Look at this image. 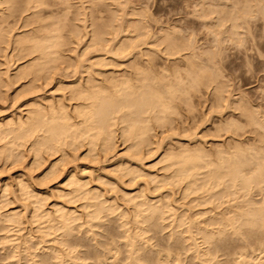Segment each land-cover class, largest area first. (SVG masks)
Segmentation results:
<instances>
[{
    "label": "rangeland",
    "instance_id": "1",
    "mask_svg": "<svg viewBox=\"0 0 264 264\" xmlns=\"http://www.w3.org/2000/svg\"><path fill=\"white\" fill-rule=\"evenodd\" d=\"M44 3H40L41 5L39 4V6L32 5L28 9L24 8L26 6L24 0L14 2L12 7L10 5V7H7L11 3L7 5L0 3V6H3L5 9L4 13L10 14L8 18L9 20L11 18L12 21L10 20V22L13 23H10V25H13V28L11 26L13 32L8 27L4 31L6 35L9 30L7 34H10V37L9 35L7 36L11 39L8 38L10 43L7 41V43L3 44L4 40L0 41V49L2 50L3 46L5 52L0 51V69L6 68L4 61L8 56L9 72L17 74L14 78L15 82L13 83L15 84L12 85L13 87L11 86L10 89L6 88L9 90L5 89L6 86L4 88L0 86V120H5L11 116L15 120L19 117L26 119L28 114L33 113L30 110L34 108L33 104L35 103L36 106V102H40L43 106L45 104V110H49V112L46 111L48 112L46 116H50L51 108L48 109V107H51L52 104V107L55 106L54 109L56 108L57 110L59 107H64L68 112L67 115L71 117L70 120L73 119L71 120L72 126L76 127V104L78 102L83 103V101L84 103L88 102L85 98L76 97L77 84L84 83V86L94 85L93 88H97L107 82L104 86H109L110 81L114 77L120 76V74H126L128 77L132 76L131 80L136 81L135 84L140 82L139 80L142 78L140 75L146 73L150 74L151 77L158 75L160 76L159 79L163 77L165 82H169L168 80L172 82L171 80L176 78L179 80L178 82L182 81V84L187 81L186 85L188 89L186 93L182 89V91L180 90L181 92L177 89L173 93L174 96H171L170 101V103L172 102L171 108L163 112L166 115V119L160 113L161 118H163V124L162 120L159 122L156 119L154 120L152 116L151 119L149 118L151 120L149 125L152 126L146 128L148 132V134L146 132V135L149 137L147 138L148 144L146 139L140 138L138 143L140 142L142 145L138 144L137 147L140 148V151L139 149H134V146H132L133 149L129 148L128 145L131 146V141H133H130L129 135L125 138L126 135L122 136L120 134L123 125V122L119 124L118 119L120 120V117L114 118L116 120L112 124L113 128L115 126V129L112 130V134L108 138L109 140L104 135H97L98 138L96 136L92 141L91 138L89 140L90 136L88 137L87 135L86 137L83 134L84 137L79 134L77 141L76 134L74 136V134L70 133V136L62 135V138L59 137L60 140L58 138L57 140L51 139V142H54V144L41 145L35 150V147L33 148V145H31L34 135H30V137H27L29 139L21 138L19 144H17V149L15 148L17 152L14 151L15 154L17 153L16 155L9 157L6 155L5 149V151L1 150L0 206H3L0 208V212L17 210L21 216V224L19 223L21 227L19 228L16 225L15 228V225H9L12 228L8 231L7 228L0 230L1 236L11 233L10 238L13 239L14 245L18 244V242L20 243L18 246H15V250L17 249L15 255L10 259L0 260V264H132L133 255L136 258V260H133V262L135 261L133 264H157V262L158 264H227L226 259L230 260V258L235 256V254L231 253L232 255H229L228 253L229 256L227 257L226 253L233 245V242L235 244L240 243L242 248L241 245L240 247L238 246L239 250L245 249L247 251L242 252L247 253L249 251L248 248H252L253 244L247 241L244 234H237L232 232V230H224V233L218 234L214 232L216 230H213L210 237L211 240H208L203 235L205 230L203 231L201 228L212 226L213 224H208L212 218H218L223 214H230V212L228 213L230 210L229 206H231V209L233 208L232 206L236 208V202H242L243 206L237 203V208L240 210V208H245L246 204L243 201L247 199L259 201L262 192L254 186L251 191L249 189L246 192L244 191L245 189H240L234 197L232 194H229L220 198V192L217 190L220 187L218 186L214 187L215 190H209L212 193L218 192H215L213 195L211 193L210 196L206 185L204 187L201 186V179L200 183L199 180L195 182V190L193 186L192 188L187 187L186 182H188L187 178L190 179V175H188L189 177L184 176L183 178L185 179L181 177L182 180L179 177L176 178L178 160L175 158L177 157L174 156L169 162L162 155L168 153L173 156V153L175 155L177 151L176 155L181 150L199 149L206 154H208L209 150L211 154L206 158H211L214 155H218V147H224L223 149L228 151L229 149L232 150L235 146L244 148L247 151L248 147V151L251 152L252 148L254 149L257 145L258 140V144L264 142L263 127H258L255 123L252 124L246 117L247 115L241 112V109L246 108V106L250 108L249 110L256 108L257 110L260 109V111L264 110V7L262 6L264 5V0H46ZM255 3L258 5H255ZM230 10L229 14L226 13ZM246 13L247 15H245ZM251 13L253 16H251ZM39 15L43 20L39 18ZM221 16L220 20L219 17ZM234 16H236L239 25V27L237 26V32L240 31L241 36L239 34L236 35L234 33L236 29L234 30L230 26ZM39 23L41 27H39ZM43 23L44 25L46 23V26H43ZM240 23L242 27H240ZM3 24L5 23H2V26ZM76 24L77 30L78 27L81 30H78V33L75 31ZM96 24L101 27V30L104 29L103 25L107 26L109 24V26H107V30H105V26L104 33V30L102 31L104 38L101 36L102 40H98V42H101V45L100 42H97V46L93 47L96 43H91V36L94 34L92 28ZM99 26L98 28H100ZM45 30L50 34L56 33L55 38H53L55 40L52 42L53 46L50 47L54 49L52 51L54 54L51 52L49 55H52V58L48 56L49 59L45 60V64L48 60L47 66H40L35 63L38 51L33 50L29 53V51L26 52L25 50L24 53L22 50L23 53H19L18 48L20 44H16V42H24L21 41L22 39L24 40V31L31 34L29 37L33 39L32 37L38 34V32V36L48 35L45 33ZM53 31L56 32L53 33ZM22 32L23 34L20 36ZM40 32L44 34L42 35ZM15 34L18 36L15 37ZM164 34L167 37H171V39L167 38ZM159 36L163 38L161 39ZM16 38H20V41H15ZM12 41L15 46L12 45ZM125 42H131L133 49L128 48L120 52L119 47L120 45H127ZM171 43H175L174 47ZM6 45L8 46L6 47ZM168 47L169 49H167ZM50 48H48L49 51H51ZM11 52L13 53L11 54ZM16 54L19 58L16 57ZM9 55L11 56L9 57ZM24 62L26 64L30 63L31 70L36 72L30 71L31 73H26L28 76L25 75V78H21L23 75L20 74L21 77H19L16 70ZM189 70L192 71L191 74L194 75L195 81L199 82V84L198 82L196 83L197 85L194 81V84L191 82V85L193 84L196 88L193 85L190 87V79L189 77H185L186 71ZM208 70L211 71L210 76L207 75L210 73ZM32 74L35 75L32 77ZM112 76L114 77L112 78ZM213 78L216 79L213 81ZM27 79L30 80L28 81ZM202 79H204V82ZM206 79L207 81L205 82ZM92 80L93 82L95 80L97 83H93ZM162 82L164 83V81ZM174 82L176 80H173ZM162 85L160 86L161 88ZM218 88H222L221 91ZM74 90L75 93L73 94L75 96L73 95L74 97H72V91ZM4 91L6 92L4 93ZM237 103L240 108L236 106ZM242 104L243 106H241ZM119 112H115V114L117 113L116 115L118 116ZM169 118L170 121L168 122ZM124 123L127 122L124 121ZM256 128L259 134H257ZM36 132L40 134L42 130ZM130 135L132 136V134ZM22 140L25 141L22 142ZM110 142L111 146L109 145ZM162 158H165V160ZM174 159L175 163L173 162ZM138 168L139 171L141 170V173L138 172V174L136 170L132 174ZM203 169L206 171V168ZM202 170L200 168L199 171L202 172ZM204 171L202 172L203 176L205 174ZM202 173H199L196 177L200 176L202 178ZM174 178H176V181L174 180L173 182ZM77 179L80 183H84L83 185L86 190L88 189L89 195L90 192L96 191L94 195L99 196L97 201L94 202L97 197L95 199L91 195L88 197V193L84 196L80 195L83 189L79 190L80 194H76ZM68 180L71 184L70 182L69 184L67 183ZM21 182L29 189L28 193L33 192V195L28 194L26 189L24 190L26 193H23V190L18 188ZM83 185L82 188H84ZM183 189L184 191L182 192ZM241 190L246 194L241 193ZM140 194H142L141 198ZM34 196L39 198L37 202H40L42 205L41 207L36 202V205L38 204V208H40L38 211L41 212L42 216L45 211V216L49 215V218L54 216L53 219H38L41 216H38L39 212L36 213L34 207L36 199ZM146 198L148 204L152 202V204L156 205H159L160 201L163 203L167 200V202L169 201L168 209H166V202V204H162L166 205V207L161 206L164 207L161 209L164 211L160 212V216L157 213L158 215L156 216L158 218H152V216L145 218V215L148 214L147 211H144L146 208H143V211H139L138 205L140 207L142 205L143 207L147 206V201H143ZM100 200L104 201L103 206L109 204L110 208L107 210L108 206H104L103 209L101 207L102 211H100V214L99 212L96 214L97 219L91 213L92 217L90 214L88 215L87 212H93ZM137 200L139 202H146L145 206L144 203L142 205L138 204ZM134 201L137 203L135 204ZM155 201H159L157 202L158 204ZM231 202L233 204L235 202V204L233 205ZM132 204L136 205L135 208H138L137 210L140 212L139 216L137 211L135 212L137 213V221L133 216V214L136 216L134 213L136 209ZM33 207L38 217L34 215L33 218L32 214H35L33 213ZM62 207L64 208L63 213ZM188 207H190V210ZM56 208H61L60 212L62 214L72 210L71 213L68 212L71 215V219L67 218L70 222L69 229L60 222L62 215L59 216L60 213L59 211L56 212ZM140 209L142 210V207ZM20 212L21 214L24 212L23 216ZM72 212L76 216L73 221L72 217L74 214L72 216ZM86 214L89 218L91 217L92 221ZM63 216L67 217L66 215ZM199 218L202 219L200 220ZM137 222H142V224H138ZM48 223L52 226L50 227ZM205 224L207 225L206 227H204ZM184 225H186V228ZM189 225H191V229ZM65 228L66 230H64ZM185 230L188 231L186 232ZM136 231L139 233L137 236H139L135 235L133 239V242L136 243L133 246L137 248L135 250L130 245L133 243L131 238L130 243L127 241L131 237L130 235L132 234L133 236ZM1 236L0 257H4L8 250L3 248L2 244L4 240L1 241ZM24 239H28L27 242ZM23 241L27 247L26 249L22 248L24 245ZM224 241L225 245H223ZM219 243L222 244L221 247H225L222 249ZM129 246H132L133 249ZM238 247L235 249L238 250ZM211 249L212 251H210ZM254 250L253 252L255 253L253 255L257 254V260L254 261L253 258L249 260L248 258L245 264H253V262L255 264H264V253H261L259 249ZM253 252H249L248 254H251L252 257ZM248 254L245 257H249ZM142 255H145L144 259H142ZM72 257L74 263L71 261ZM129 258L131 259L130 263Z\"/></svg>",
    "mask_w": 264,
    "mask_h": 264
},
{
    "label": "bare ground",
    "instance_id": "2",
    "mask_svg": "<svg viewBox=\"0 0 264 264\" xmlns=\"http://www.w3.org/2000/svg\"><path fill=\"white\" fill-rule=\"evenodd\" d=\"M16 1H20L21 2V0H0V3H4V5L6 4H8V3H11V4H8L7 5V7H12V5H14V2H16ZM46 1V0H45ZM44 0H24V3H26L25 5L26 6H24V4H23V6H24V8H26V9H28V7H32V5L33 6H39V4L41 3H44L45 2ZM253 1H255V0H253ZM235 2V1H234ZM13 3V4H12ZM22 3H23V1H22ZM211 3V2H210ZM233 3V2H232ZM259 3V2H258ZM40 4V5H41ZM45 4V3H44ZM241 4V3H240ZM10 5V6H9ZM17 5V4H16ZM19 5V4H18ZM246 5H247V2H246ZM255 5H258L257 3H255ZM22 6V5H21ZM215 6V5H214ZM241 6V5H240ZM263 7H264V5H262ZM19 7H20V5H19ZM203 7V6H202ZM250 7H252V6H250ZM256 7V6H255ZM11 9V8H10ZM232 9V8H231ZM237 9V8H236ZM251 9H253V7L251 8ZM12 10V9H11ZM11 10H9V11H11ZM16 10V9H15ZM247 10V9H246ZM4 11H5V9H4V7L3 6H0V41L1 40H4V41H6V42H4L3 41V44L4 43H7V41H8V38L10 37V34H7L8 32H9V30L7 31V33H6V35L4 34L5 32V29H7V27L10 29L11 28V26H12V28H13V25H10V23H12V22H10V20H11V18H10V20H9V18H8V16H10V14L8 13H4ZM13 11V10H12ZM224 11V10H223ZM222 11V12H223ZM235 11V10H234ZM233 11V12H234ZM251 11V10H250ZM250 11H249V13H250ZM7 12V11H6ZM231 12V10L230 11H228V12H226V13H230ZM247 12V11H246ZM244 13V12H243ZM256 13V12H255ZM264 13V12H263ZM36 15V14H35ZM223 15V14H222ZM232 15H233V13H232ZM237 15H238V13H237ZM245 15H247V13L245 14ZM255 15V14H254ZM263 15V14H262ZM12 16V15H11ZM226 16V15H225ZM230 16V15H229ZM242 16V15H241ZM249 16H250V14H249ZM251 16H253V14L251 13ZM26 17V16H25ZM25 17H23V18H25ZM37 17V16H36ZM227 17V16H226ZM243 17H245V16H243ZM242 17V18H243ZM39 18L41 19V20H43V18L42 17H40V15H39ZM45 18V17H44ZM220 18H222V16L221 17H219V19ZM231 18V17H230ZM237 18H236V16H234L233 18H232V23L230 24V26L232 27V28H234V30H235V34L237 35V34H239L240 35V31L239 32H237V26L239 27V25H238V23H237V20H236ZM25 20H26V18H25ZM24 20V21H25ZM27 20H29L28 18H27ZM221 20V19H220ZM227 20V19H226ZM245 20H246V18H245ZM12 21V20H11ZM240 22H241V19H240ZM243 22V21H242ZM2 23H5V24H3V26H2ZM40 23H42V22H40ZM40 23H39V27H41V25H40ZM110 23H112V22H110ZM13 24V23H12ZM24 24H26V23H24ZM95 24V23H94ZM107 24V23H106ZM241 24V23H240ZM246 24V23H245ZM43 26H46V23H45V25H44V23H43ZM79 26V25H78ZM98 24H96V26H94V28H95V30H94V28H92V30H93V35L91 36V40H92V42L91 43H96L95 44V46H93V47H96L97 46V42H98V40H102L101 39V36H103V34H102V31L105 29V26L103 25V27H104V29L103 30H101V27L100 28H98ZM107 26H109V24L107 25ZM107 26H106V29L105 30H107ZM3 27H4V29H3ZM97 27V28H96ZM102 27V28H103ZM113 27V26H112ZM137 27V26H136ZM230 27V28H231ZM240 27H242V24H241V26ZM247 27H248V23H247ZM10 29V31L11 32H13V29ZM43 28V27H42ZM75 31L78 33L79 31H81L79 28L80 27H78V30H77V24H76V26H75ZM232 28H231V30H232ZM3 29V31H1ZM44 29V28H43ZM46 29V28H45ZM139 29V28H138ZM224 29V28H223ZM226 29V28H225ZM246 29V28H245ZM248 29V28H247ZM38 30H40L39 28H38ZM42 30V29H41ZM50 30V29H49ZM52 30H54V29H52ZM105 30L103 31V33L105 32ZM140 31V30H139ZM139 31H138V34H139ZM44 32V31H43ZM54 32H56V31H53V33ZM141 32V31H140ZM226 32V31H225ZM41 33V32H40ZM45 33H47L48 35H43L44 33H41L43 36H38V34H39V32H38V34H35L32 38L33 39H31V37H29V35L31 36V34H28V32H26L25 33V31H24V34H23V32L21 33V35L20 36H22V34H23V37H24V40L22 39L21 41H24V42H16V44L18 43V44H20V47H19V45H18V49H19V53H23V51H24V53H25V50H26V52H28L29 51V53L30 52H32L33 50H37L38 52V54L36 55L37 56V61H35V63H37L38 65H40V66H47L46 64H48L47 63V61H46V64H45V60L46 59H49V57H51L52 55H49V54H51V52L52 51H54V49H51L50 47L51 46H53L52 44V42H53V40H55V39H53V38H55L54 36L56 35V33L55 34H50V33H48L47 32V30H45ZM215 33H217V32H215ZM223 33V32H222ZM231 33V32H230ZM167 34V33H166ZM166 34H164V35H166ZM170 34V33H169ZM227 34V33H226ZM234 34V35H235ZM7 35H9V37L7 36ZM13 35V34H12ZM11 35V36H12ZM163 35V36H164ZM222 35V34H221ZM235 35V36H236ZM7 38H6V37ZM18 35L17 34H15V37H17ZM28 36V37H27ZM39 37V38H37V37ZM241 36V35H240ZM261 36V35H260ZM36 37V38H35ZM160 37V36H159ZM166 37H167V35H166ZM169 37V36H168ZM167 37V38H168ZM237 37V36H236ZM243 37V36H242ZM6 38V39H5ZM102 38H104V36L102 37ZM161 38V37H160ZM163 38V37H162ZM161 38V39H162ZM170 39H171V37H169ZM10 39V38H9ZM20 38H16L15 39V41H18ZM219 39H220V36H219ZM11 40V39H10ZM9 40V41H10ZM13 40V39H12ZM105 40V39H104ZM103 40V41H104ZM158 40V39H157ZM164 40V39H163ZM239 40H240V38H239ZM8 41V42H9ZM20 41V40H19ZM129 41V40H128ZM160 41V40H159ZM171 41V40H170ZM175 41V40H174ZM181 41H182V38H181ZM184 41V40H183ZM100 42V41H99ZM98 42V43H99ZM161 42H162V40H161ZM168 42H169V39H168ZM187 42V41H186ZM236 42V41H235ZM1 43V42H0ZM10 43V42H9ZM12 43V45H14L13 43V41L11 42ZM127 45H125L124 43V45H120V47H119V51L120 52H122V51H124V50H126V49H128V48H130V49H133L132 48V46H131V42L130 43H127V42H125ZM239 43V42H238ZM104 44H105V41H104ZM168 44V43H167ZM171 44H173V47H174V44L175 43H171ZM100 45H101V42H100ZM188 45V44H187ZM194 45V44H193ZM0 46H1V44H0ZM8 45H6V47H7ZM11 46V45H10ZM15 46V45H14ZM57 46V45H56ZM99 46V45H98ZM105 46V45H104ZM219 46V45H218ZM17 47V46H16ZM16 47H15V50H16ZM101 47V46H100ZM103 47V46H102ZM172 47V46H171ZM184 47H186V46H184ZM13 48V47H12ZM48 48H50L51 49V51H49L48 50ZM55 48V47H54ZM187 48V47H186ZM211 48V47H210ZM167 49H169V47L167 48ZM10 50V49H9ZM23 50V51H22ZM0 51L1 52H4V49H3V46H2V50L0 49ZM5 53V52H4ZM13 52H11V54H12ZM15 53H16V51H15ZM14 53V54H15ZM19 53H17V54H19ZM53 53V52H52ZM209 53V52H208ZM16 54V55H17ZM27 54V53H26ZM54 54V53H53ZM2 55H3V53H2ZM7 55V54H6ZM199 55V54H198ZM208 55V54H207ZM11 55H9V57H10ZM35 56V57H36ZM49 56V57H48ZM4 57V56H3ZM2 57V58H3ZM17 58H19V56L17 55L16 56ZM35 57H34V59H35ZM6 58V57H5ZM52 58V57H51ZM12 60V59H11ZM36 60V59H35ZM200 61V60H199ZM5 63H6V66H5V64H3L5 67V69H0V83L2 82H4L3 84H4V86H3V84L1 83L0 84V86H2L3 88L5 87V89L6 88H11V86L13 85V84H15V83H13V82H15L14 81V78L16 77V73H11V72H9V69H8V66H9V64H8V56H7V58L5 59V61H4ZM34 62V61H33ZM1 63V62H0ZM30 64V63H29ZM29 64H26L25 62L22 64V65H20V68L19 69H17L16 71L18 72V76L19 77H21L20 76V74L21 75H23L21 78H23L25 75H27L28 76V74H26V73H28V72H30V71H33V70H31V66L29 65ZM44 64V65H43ZM35 65V64H34ZM33 65V66H34ZM204 65V64H203ZM1 66V65H0ZM196 66V65H195ZM203 67V66H202ZM38 68V67H37ZM42 68V67H41ZM40 68V69H41ZM199 68V67H198ZM192 69H193V67H192ZM188 70V69H187ZM149 71V70H148ZM190 71V70H189ZM186 71L187 72V74L185 73V77H189V79H190V87H192V85L194 84V82H195V84L198 82V81H195V77H194V75L193 74H191L192 73V71ZM194 71H195V69H194ZM199 71H200V69H199ZM209 71V70H208ZM36 71H33V73H35ZM145 72H147V71H145ZM196 72V71H195ZM202 72V71H201ZM210 73L209 74H207V75H209L210 76V74H211V71H209ZM31 73V72H30ZM143 73V72H142ZM151 73V72H150ZM2 74H3V77H2ZM35 74H32V77L34 76ZM37 75V74H36ZM197 75V74H196ZM199 75H202V74H199ZM198 75V76H199ZM137 76H139L138 74H137ZM140 76H142V78H140V82L138 83V84H135V82L136 81H133V79L131 80V77L132 76H130V77H128L126 74H120V76H118V77H114V76H112V78L114 77V79L112 80V81H110V85H109V83H108V85L109 86H104L105 84H103L102 86L100 85L99 87H94L93 88V86H84L83 84H77V86H76V97H79V98H85L86 100H88V102H85L84 103V101H83V103L81 102V103H77L76 104V127L73 125L72 126V123H71V120H73V119H71L70 120V116H68L67 115V111H66V109H64V107L62 108V107H59L58 108V110L55 108L54 109V107H52L53 106V104H52V106L51 107H48V109L49 108H51L50 110H51V113H50V116L49 115H47L46 116V113H48L49 112V110H45V104H44V106L43 105H41L40 104V102H36L37 104H36V106H35V103L33 104L34 105V108H32V109H30L31 111H33V113H31V114H28L27 115V118L26 119H22V118H18L17 120H15L14 118H12V116L11 117H7V119H5V120H0V154H1V150H6V155H8L9 157H11V155H16L15 153H14V151L15 152H17L16 150H15V148L17 149V144H19V141L21 140V138H27L28 136L30 137V135H34V137H33V140H32V142H31V145H33V148L36 150V148H39L41 145H43V146H46V144H48V143H52V144H54V142H51L52 140L51 139H54V140H57V138H58V140H60V138L59 137H61L62 135H68V136H70V133H72V134H74V136H75V134H76V138H77V141H78V137L77 136H79V134L80 135H86V137H87V135H88V137H89V140H90V138L92 139V141L94 140V138L97 136V135H104V137L106 138V139H108V138H110V135L112 134V130L113 129H115V126H114V128H113V124L112 123H114L113 121H115L116 119H114L115 117L117 118V117H120V120L118 119V121H119V124H121V122H123V125H122V127H121V135L122 136H125L126 135V137L125 138H127L128 137V135H129V137L131 138H128V139H130V141L131 140H133V141H131L132 143H131V146L130 145H128L129 146V148L131 147L132 149H133V147L132 146H134V149L136 148V149H139V151H140V148H137L138 147V144H141L142 145V143H138V141L140 140V138L141 139H146V142H147V138H149L147 135H146V128L148 127V128H150V126H152V125H149V122L151 123V118L152 117H154V120L156 119L157 121H161L162 120V124H163V118H161V116H163L164 115V119H166L165 117H166V115L165 114H163V112H165L166 111V109H170L171 108V104H172V102L170 103V101H171V96L173 95V93L178 89L179 91L182 89V90H184L183 92L184 93H186V90L188 89L187 88V81L186 82H184L183 84L181 83L182 81H180V82H178L179 80L178 79H173L174 81L176 80V82H174L173 83V80H171L172 82H170V80H168L169 82H165V80H164V78L162 77V79H161V81H160V79H159V77L160 76H156V75H153L152 77L150 76V74H143V75H140ZM154 76H156V77H154ZM206 76V75H205ZM19 77H18V79H19ZM135 77V76H134ZM202 77V76H201ZM208 77V76H207ZM25 78V77H24ZM112 78H110V79H112ZM196 78H197V76H196ZM18 79H17V82H18ZM91 79V78H90ZM95 79V78H94ZM187 79V78H186ZM199 79V78H198ZM201 79V78H200ZM216 78H213L212 80L214 81ZM28 80V79H27ZM30 80V79H29ZM28 80V81H29ZM203 80V82H204V79H202ZM210 80H211V78H210ZM108 81V80H107ZM159 81V82H158ZM162 81H164V83L162 82ZM194 81V82H193ZM207 81V79L205 80V82ZM89 82V81H88ZM92 82H93V80H92ZM92 82H91V84H92ZM94 82H95V80H94ZM93 82V83H94ZM157 82V83H156ZM163 83V85H162V83ZM191 82H193V84L191 85ZM209 82V81H208ZM26 83V82H25ZM77 83V82H76ZM81 83V82H80ZM95 83H97V82H95ZM221 83V82H220ZM89 84H90V82H89ZM159 84H161L162 85V88L160 87L161 85H159ZM198 84H199V82H198ZM159 85V86H158ZM197 85V84H196ZM203 85H204V83H203ZM218 85V84H217ZM19 86V85H18ZM95 86H96V84H95ZM186 86V87H185ZM215 86H216V84H215ZM1 87V89H3ZM13 87V86H12ZM193 87H194V85H193ZM222 87V86H221ZM19 88V87H18ZM21 88V87H20ZM74 88V87H73ZM72 88V89H73ZM194 88H196V87H194ZM9 89H6V90H9ZM218 89H220V88H218ZM218 89H217V91H218ZM222 89V88H221ZM221 89L219 90V91H221ZM16 90V89H15ZM21 90H22V88H21ZM181 90V91H182ZM180 91V92H181ZM6 91H4V93H5ZM13 92V91H12ZM73 93H75V90L74 91H72V97H74L75 96V94H73ZM187 93H188V91H187ZM218 93H220V92H218ZM222 93V92H221ZM263 93V92H262ZM13 94V93H12ZM74 95V96H73ZM1 96V95H0ZM174 96V95H173ZM179 96H180V94H179ZM75 97V98H76ZM176 98V97H175ZM223 98V97H222ZM170 99V100H169ZM174 99V98H173ZM48 100V99H47ZM46 100V101H47ZM81 100V99H80ZM218 100V99H217ZM77 101V100H76ZM44 102V101H43ZM174 102V101H173ZM240 102V101H239ZM53 103V102H52ZM228 103V102H227ZM234 103V102H233ZM246 103V102H245ZM248 103V102H247ZM48 104H50V103H48ZM217 104V103H216ZM241 104V103H240ZM218 105V104H217ZM227 105V104H226ZM30 106V105H29ZM46 106H49V105H46ZM234 106V105H233ZM237 107H238V103H237V105H236ZM240 106V105H239ZM241 106H243V104L241 105ZM175 107V106H174ZM173 108V107H172ZM238 108H240V107H238ZM242 108V107H241ZM246 108H247V106H246ZM245 107L244 108H242L241 109V112H243L245 115H247L246 117L252 122V124H254L255 123V125H258V127H263V129H264V110L262 111H260V109L259 110H257V108L256 109H252V110H249L250 108H247L246 109ZM254 108V107H253ZM64 109V110H63ZM45 110V111H44ZM167 110V111H168ZM174 110V109H173ZM249 110V111H248ZM46 111H48V112H46ZM118 111H120L119 112V115L117 116L116 114H115V112H118ZM175 111V110H174ZM30 112V111H29ZM169 112V111H168ZM167 112V113H168ZM160 113H162L161 114V116H160ZM146 114V115H145ZM150 115V116H149ZM169 115V114H168ZM168 115H167V118H168ZM152 116V117H151ZM150 118V119H149ZM111 119V120H110ZM124 121H126L127 123H124ZM166 121V120H165ZM170 121V118L168 119V122ZM156 122V121H155ZM159 122H158V124H159ZM147 123H148V125H147ZM229 123V122H228ZM250 123V122H249ZM74 124V123H73ZM111 124H112V127H111ZM161 124V123H160ZM121 126V125H120ZM233 126H234V124H233ZM257 127V126H256ZM41 131L42 130V132L39 134V132H36V131ZM256 131H257V128H256ZM114 132H115V130H114ZM258 132V131H257ZM69 133V134H68ZM115 134V133H114ZM130 134H132V136L130 135ZM147 134H148V132H147ZM150 134V133H149ZM257 134H259V132L257 133ZM263 134H264V131H263ZM83 135V136H84ZM146 136V137H144V136ZM256 136V135H255ZM82 137V136H81ZM85 137V136H84ZM62 138V137H61ZM75 138V137H74ZM97 138H98V136H97ZM103 138V137H102ZM104 138V139H105ZM132 138H134V139H132ZM151 138V137H150ZM27 139H29V138H27ZM67 139V138H66ZM105 139V140H106ZM256 139V138H255ZM258 139V138H257ZM17 140H18V142H17ZM96 140V139H95ZM99 140V139H98ZM100 140H102V139H100ZM109 140V139H108ZM112 140V139H111ZM264 140V139H263ZM262 140V141H263ZM23 141H25V140H22V142ZM31 141V140H30ZM50 141V142H49ZM149 141V140H148ZM260 141H261V139H260ZM94 143V142H93ZM144 143V142H143ZM258 143H259V140H258ZM257 143V145L254 147V149L252 148V151L251 152H249L248 151V147H247V151H246V149L244 150V148H240V147H238V146H233L234 148H232V150H230L229 149V151L228 150H226V149H223L222 147H218L219 149L217 150V152H219L218 153V155L216 156V155H214V156H210L211 158H206V157H209V155L211 154V153H209V150H208V154H206L205 152H203L202 150H191V149H183L184 151H182L181 150V152L178 154V155H176L177 153H178V151H177V153L174 155V153H173V156H171V154L169 155L168 153H166V154H168V155H162V156H165V158H167V160L166 161H169L170 159L172 160L173 158H174V156L175 157H177V158H175V159H177L178 161H177V163H178V165H177V167H176V175H175V177L177 178V177H179L180 179H181V177L183 178L184 176H188V175H190V179L189 178H187L188 180V182H186V184H187V187H191L192 188V186L194 187L196 184H195V182L197 181V180H199V183H200V179H201V186H205L206 185V187L208 188L207 189V191L208 192H210V196H211V191H212V189H214V187H220V189H217L219 192H220V198H221V196H226V195H233V197L234 196H236L237 195V193H238V191H240V189H245L244 191H246V192H248L249 191V189H250V191L252 190V187L254 188V186L255 187H257L258 188V190L260 191V192H262V196H261V199L259 198V201H255L254 199L252 200V199H247V200H245V201H243V202H245V204H246V206H245V208H240V205H242V202L240 203V202H236V205H235V207L236 208H234V206H232L233 208L231 209V206H229V208H230V210L228 211V213L230 212V214H226V215H224L223 213V215H221L220 217H218V218H212L209 222H208V224H213L212 226H210V227H207V228H201V230H205V233L203 234L204 235V237L206 238V239H208V240H211L210 239V237H211V233L213 232V230H216V231H214L215 233H221V232H223L224 230H232V232H234V233H242V234H244L245 236H246V239H247V241H249L250 242V244H253V246H252V248H250L251 249V251H250V249L248 248V246H247V248H248V252L247 253H245V252H242V251H247V250H245V249H242V250H239V247H240V243L239 244H235L234 242H233V245L230 247V249H229V251H227L226 252V249H225V252L227 253V257L232 253V254H235V256L234 257H232V258H230V260H227L226 259V262H227V264H245L246 263V261L248 260V258H249V260H252V258H253V260L255 261V260H257L256 259V257H257V254L256 255H253L255 252H253V250L255 249V248H257V249H259V251H261V253L263 252L264 253V142L262 143H260V144H258ZM21 144V143H20ZM56 144H57V142H56ZM60 144V143H59ZM107 144V143H106ZM113 144V143H112ZM147 144H148V142H147ZM22 145V144H21ZM49 145V144H48ZM91 145H92V142H91ZM94 145V144H93ZM103 145V144H102ZM109 145L111 146V142L109 143ZM141 145H140V147H141ZM19 146V145H18ZM53 146H55V145H53ZM104 146V145H103ZM76 147H77V145H76ZM109 147V146H108ZM241 147H242V145H241ZM18 148H20V147H18ZM31 148V147H30ZM130 148V149H131ZM197 148V147H196ZM250 148V147H249ZM43 149V148H42ZM251 149V148H250ZM4 150V151H5ZM88 150V149H87ZM216 150V149H215ZM138 151V150H137ZM142 151V150H141ZM204 151H206V150H204ZM37 152V151H36ZM87 152H89V151H87ZM90 152H91V149H90ZM130 152H132V151H130ZM172 152V151H171ZM133 153V152H132ZM131 153V154H132ZM139 153V152H138ZM19 154H21V152H19ZM127 155H129L128 153H126ZM208 155V156H207ZM213 155V154H212ZM21 156V155H20ZM133 156H135L134 154H133ZM168 156V157H167ZM169 156H170V158H169ZM216 156V157H215ZM3 157H6V156H3ZM138 157L140 158V156L138 155ZM215 157V158H214ZM131 158V157H130ZM165 158H162V159H164L165 160ZM175 159H174V163L176 162L175 161ZM170 162V161H169ZM176 163V164H177ZM173 164V163H172ZM121 165V164H120ZM139 165V164H138ZM175 165V164H174ZM128 166V165H127ZM171 166V165H170ZM135 167V166H134ZM142 167V166H141ZM164 167H165V165H164ZM172 167V166H171ZM200 168H201V170H202V168H206V171H204V169L202 170V172L204 171L205 172V174H204V176H203V173L201 172V171H199L200 170ZM119 169V168H118ZM133 169V168H132ZM131 169V170H132ZM170 169V168H169ZM174 169H175V167H174ZM136 170H137V173L139 172V173H141V170L139 171V168L138 169H135L134 170V172H132V174L133 173H135L136 172ZM170 172H172V171H170ZM138 173V174H139ZM199 173H202V175H201V177L202 178H200V176H197L196 177V175H198ZM132 174H130V175H132ZM149 175V174H148ZM166 175H167V173H166ZM154 177H155V175H154ZM160 177H161V175H160ZM189 177V176H188ZM100 178V177H99ZM152 178H153V176H152ZM158 178V177H157ZM176 178H174L172 181L174 182V180L176 181ZM179 178H178V180H179ZM133 179V178H132ZM183 179H185V178H183ZM203 179V180H202ZM73 180V179H72ZM182 180V179H181ZM169 181V180H168ZM180 181V180H179ZM202 181H203V183H202ZM69 180H68V184H69ZM73 182H74V180H73ZM72 182V183H73ZM166 182V181H165ZM146 183V182H145ZM185 183V182H184ZM194 183V185H192ZM199 183H198V185H199ZM20 184V187L18 186V188L19 189H22L23 191V193H26V191L24 192V190L26 189L27 190V193H28V188H26L25 187V184L23 183L22 184V182L21 183H19ZM70 184H71V182H70ZM75 184V183H74ZM84 183L83 182H81L80 183V181L77 179V181H76V194H80L79 192V190H82L83 189V191H81V193L82 194H80V195H82V196H84L85 194H87L88 193V197L91 195V196H93L94 197V199H95V197H97L95 200H94V202L95 201H97V199H98V195H94V193L96 192H90V195H89V192H88V189L86 190V188L84 187V185H83ZM86 184V183H85ZM204 184V185H203ZM82 185H83V187L84 188H82ZM208 185V186H207ZM25 187V188H24ZM74 187V186H73ZM195 188V187H194ZM4 189H6V188H4ZM84 189H85V192H84ZM188 190V189H187ZM195 190H196V188H195ZM200 190H201V188H200ZM209 190H211V191H209ZM215 190V189H214ZM254 190V189H253ZM90 191H91V189H90ZM141 191V190H140ZM184 191V189L182 190V192ZM192 191V190H191ZM206 191V192H207ZM205 192V191H204ZM216 193H218L217 191H215ZM214 192V193H215ZM33 193V192H32ZM32 193H28V194H32ZM167 193V192H166ZM214 193H212V195L214 194ZM240 193V192H239ZM241 193H243V191L241 190ZM245 193V192H244ZM243 193V194H244ZM259 193V192H258ZM38 194V193H37ZM98 194H99V192H98ZM104 194V193H103ZM128 194L129 195H131L129 192H128ZM139 194V193H138ZM187 194V193H186ZM205 194V193H204ZM246 194V193H245ZM248 194V193H247ZM251 194V193H250ZM25 195H27V194H25ZM33 195V194H32ZM36 195V194H35ZM141 195L142 194H140V198H141ZM201 195V194H200ZM208 196H209V194H207ZM1 196V195H0ZM3 196V195H2ZM42 196V195H41ZM121 196V195H120ZM139 196V195H138ZM137 196V197H138ZM144 196H146V195H144ZM251 196V195H250ZM4 197V196H3ZM35 197V196H34ZM133 197V196H132ZM143 197V196H142ZM216 197V196H215ZM218 196H217V198H219ZM244 197V196H243ZM255 197V196H254ZM257 197V196H256ZM80 198V197H79ZM91 198V197H90ZM202 198V197H201ZM211 198V197H210ZM219 198V199H220ZM237 198V197H236ZM240 198V197H239ZM253 198V197H252ZM7 199V198H6ZM35 199H36V201H35V210H36V213L37 212H39V214H38V216L40 217V218H38L39 220L41 219H43V220H50V219H53V217L54 216H52L51 217V215H50V217L51 218H49L48 216L49 215H46L45 216V211H44V215L42 216V214H41V212L40 211H38V209H40V208H38V204H40V202L38 203L37 202V200H39V198L38 197H35ZM34 199V200H35ZM144 199V198H143ZM202 199H204V198H202ZM206 199V198H205ZM209 199V198H208ZM214 199V198H213ZM229 199V198H228ZM256 199V198H255ZM41 200V199H40ZM91 200V199H90ZM93 200V199H92ZM106 200V199H105ZM133 200V199H132ZM158 200H160V199H158ZM217 200V199H216ZM231 200H232V196H231ZM243 200V199H242ZM31 201V200H30ZM88 201V200H87ZM107 201V200H106ZM105 201V202H106ZM130 201V200H129ZM138 201V200H137ZM143 201H147V198L145 199V200H143ZM211 201H212V199H211ZM223 201V200H222ZM221 201V202H222ZM237 201V200H236ZM1 202V201H0ZM34 202V201H33ZM33 202H31V203H33ZM36 202L38 203L37 205H36ZM139 202V201H138ZM156 202V201H155ZM157 202H159V201H157ZM156 202V203H157ZM166 202H167V200H165L163 203H161V201L159 202V205H156V204H152V202L150 203V204H148V201H147V206H145V204H146V202H139L138 204H140V205H142L143 203H144V206L145 207H143V205L141 206L142 207V210L140 209L141 207L138 205V207H139V211H143V208L145 209H148V210H144V211H147V213L148 214H146L145 215V218L147 217H149L150 218V216H152V218H158V216H156V215H158L159 214V216H160V212H162V211H164V210H161L162 208H164V207H166V205H167V208L166 209H168V203H169V201L167 202V204H166ZM226 202H227V200H226ZM100 203V204H99ZM101 203H102V206H101ZM108 203V202H107ZM125 203H127V202H125ZM133 203V202H132ZM134 203L136 204L137 202L136 201H134ZM133 203V204H134ZM215 203H216V201H215ZM232 203V202H231ZM237 203H240V205H239V208H240V210L237 208L238 207V205H237ZM85 204V203H84ZM83 204V205H84ZM91 204V203H90ZM93 204H95V203H93ZM97 204V203H96ZM103 204H104V201H102V200H100V202H98V204H97V206H96V208H95V210L93 211V212H87L88 213V215L91 213L93 216H95V218H97V216H96V214H98V212H99V214H100V211H102V209H103V207L105 206H103ZM132 204V205H133ZM158 204V203H157ZM162 204H166L165 206L164 205H162ZM171 204V203H170ZM217 204H218V202H217ZM233 204V203H232ZM231 204V205H232ZM234 204H235V202H234ZM233 204V205H234ZM244 204V203H243ZM244 204V205H245ZM174 205V204H173ZM228 205H229V203H228ZM3 205H1L0 206V208L2 207ZM37 206V207H36ZM40 206L42 207V205L40 204ZM95 206H93V207H95ZM108 206V207H107ZM107 206H105V207H107V210H108V208H110V205L109 204H107ZM134 206V205H133ZM161 206H164V207H161ZM243 206V205H242ZM34 207H33V210H34ZM102 207V209H100ZM128 207V206H127ZM136 207V205L134 206V208ZM211 207V206H210ZM226 207V206H225ZM171 208V207H170ZM172 208H173V206H172ZM178 208V207H177ZM189 208V210H190V207H188ZM43 209V208H42ZM60 209L61 208H56V212L57 211H59V213H60V215L59 216H61L62 215V219L60 220V222L63 224V225H66V228H68L69 229V225H70V222H69V219H71V215H70V213H71V211L72 210H70V211H67V212H65L64 214H62L64 211V208L62 207V213L60 212ZM136 210L134 211V213L137 211V213H138V216H139V214H140V212L137 210L138 208H135ZM35 210L33 211V213H35ZM176 210V209H175ZM66 211V210H65ZM85 211V210H84ZM123 211V210H122ZM32 212V211H31ZM68 212H70V213H68ZM94 212H95V214H94ZM184 212V211H183ZM24 212H22V214H23ZM32 214L33 215V218H34V215L36 216V217H38L37 216V214ZM53 213V212H52ZM86 213V212H85ZM127 213V212H126ZM132 213V212H131ZM137 213H135L136 214V216L133 214V216L135 217V219H136V221L138 220L137 219ZM158 213V214H157ZM192 213V212H191ZM200 213V212H199ZM216 213V212H215ZM20 214H21V212H20ZM21 214V215H22ZM46 214H47V212H46ZM48 214H49V212H48ZM68 214V215H67ZM73 214H74V216H73ZM91 214H90V216H91ZM102 214V213H101ZM128 214V213H127ZM171 214V213H170ZM210 214H212L211 212H210ZM31 215V216H32ZM63 215H66L67 217H64ZM87 214H86V216L89 218V216H88ZM119 215V214H118ZM153 215H155V216H153ZM183 215V214H182ZM23 216V215H22ZM72 221H73V219L75 220V213H73L72 212ZM79 216V215H78ZM133 216H131L132 218H133ZM161 216H162V213H161ZM171 216H173V215H171ZM21 216L19 215V212H17V210H15V211H12V210H10V211H8V212H0V230L1 229H3L4 230V228H7V231L9 230V229H11L12 227L10 226L9 227V225H15V228H16V225H18L19 226V223L21 222L20 221V218ZM35 217V218H36ZM44 217V218H43ZM48 217V218H47ZM63 217H64V221H63ZM92 217V216H91ZM91 217L89 218V219H91ZM169 217H170V215H169ZM200 217V216H199ZM206 217V216H205ZM23 218V217H22ZM67 218H69V219H67ZM81 218V217H80ZM119 218V217H118ZM168 218V217H167ZM194 218V217H193ZM198 218V217H197ZM196 218V219H197ZM98 219V218H97ZM140 220H141V218H139ZM181 219H182V217H181ZM181 219H180V222H181ZM184 219H185V217H184ZM200 219V218H199ZM202 219V218H201ZM200 219V220H201ZM66 220H67V222H66ZM160 220V219H159ZM175 220V219H174ZM195 220V219H194ZM204 220V219H203ZM202 220V221H203ZM206 220V219H205ZM54 221V220H53ZM59 221V220H58ZM72 221H71V223H72ZM91 221H92V219H91ZM122 221V220H121ZM44 222V221H43ZM51 222V221H50ZM74 222H76V221H74ZM143 222H146V221H143ZM86 223H87V221H86ZM138 223V222H137ZM137 223H135V224H137ZM140 224H142V222H139ZM138 223V224H139ZM158 223V222H157ZM161 223V222H160ZM173 223V222H172ZM197 223H198V221H197ZM207 223V222H206ZM21 224V223H20ZM52 224V223H51ZM68 224V225H67ZM88 224H89V222H88ZM190 224V223H189ZM214 224H216V225H214ZM39 225H40V223H39ZM48 225L50 226V223H48ZM99 225V224H98ZM175 225V224H174ZM199 225V224H198ZM197 225V226H198ZM52 226V225H51ZM50 226V227H51ZM90 226V225H89ZM191 225H189V227H190ZM195 226H196V222H195ZM201 226H202V224H201ZM207 225L205 224L204 225V227H206ZM21 226H19V228H20ZM181 227V226H180ZM184 227L186 228V225H184ZM66 228L64 229V230H66ZM83 228V227H82ZM126 228V227H125ZM129 228V227H128ZM137 228V227H136ZM184 228V229H185ZM188 228V227H187ZM194 228V227H193ZM198 228H199V226H198ZM38 229H41V228H38ZM42 229H43V227H42ZM41 229V230H42ZM49 229V228H48ZM67 229V230H68ZM140 229V228H139ZM190 229H191V227H190ZM20 230V229H19ZM88 230H90V229H88ZM194 230V229H193ZM192 230V231H193ZM198 230V229H197ZM196 230V231H197ZM200 230V229H199ZM6 231V230H5ZM6 231V232H7ZM12 231V230H11ZM17 231V230H16ZM186 231V230H185ZM188 231V230H187ZM186 231V232H187ZM50 232V231H49ZM68 232V231H67ZM137 232V231H136ZM134 233L133 234V236H132V234L130 235L131 237H129V240L127 241V242H129L130 243V238H131V241L133 242L134 240V236L136 235L137 236V234H139L138 232L137 233ZM184 232V231H183ZM1 233V232H0ZM16 233V232H15ZM179 233V232H178ZM198 233H199V231H198ZM224 233V232H223ZM222 233V234H223ZM2 234V233H1ZM14 234V233H13ZM18 234V233H17ZM68 234H70V233H68ZM125 234V233H124ZM186 234V233H185ZM193 234V233H192ZM192 234H189V235H192ZM1 236V235H0ZM13 236V235H12ZM17 236V235H16ZM139 236V235H138ZM137 236V237H138ZM193 236H194V234H193ZM199 236V235H198ZM213 236V235H212ZM227 236V235H226ZM229 236V235H228ZM2 237V239H1V241H3L4 240V242H3V248H6L7 250V252L5 253V256L3 257L2 255V257H0V260H2V259H10L11 257H13L14 255H15V252H16V250H15V246H18V244H20L19 242H18V244H16V245H14L13 244V239H11L10 237H11V233H7V234H4L3 236H1ZM170 237V236H169ZM17 238H18V236H17ZM145 238V237H144ZM29 239V238H28ZM27 239V240H28ZM151 239V238H150ZM196 239H198V238H196ZM218 239V238H217ZM237 239H238V236H237ZM242 239V238H241ZM240 239V240H241ZM24 240H26V239H24ZM27 240L25 241V242H27ZM63 240H64V238H63ZM179 240H182V239H179ZM219 240V239H218ZM228 240V239H227ZM61 241V240H60ZM136 241V240H135ZM192 241H193V238H192ZM195 241V240H194ZM230 241V240H229ZM246 241V240H245ZM212 242V241H211ZM232 242V241H231ZM63 243H66V242H63ZM197 243V242H196ZM222 243V242H221ZM227 243H228V241H227ZM23 247L22 248H24V249H26L27 247L25 246V243H24V241H23ZM77 244V243H76ZM133 244H136V243H132V244H130V245H132L133 246ZM55 245H56V243H55ZM219 245H220V247H221V245L222 244H220L219 243ZM218 245V246H219ZM223 245H225V241H224V244ZM245 245V244H244ZM130 247V248H132L133 249V247ZM238 247V250H236L235 248H237ZM138 247V246H137ZM225 246H223V247H221L222 249L224 248ZM21 248V247H20ZM136 247H134V249H135ZM241 248H242V245H241ZM246 248V247H245ZM29 249V248H28ZM137 249V248H136ZM135 249V250H136ZM175 249V248H174ZM178 249V248H177ZM181 249V248H180ZM179 249V250H180ZM257 249H255V250H257ZM22 250V249H21ZM49 250V249H48ZM163 250V249H162ZM169 250V249H168ZM189 250V249H188ZM219 250V249H218ZM254 250V251H255ZM263 250V251H262ZM56 251V250H55ZM114 251V250H113ZM175 251V250H174ZM184 251V250H183ZM186 251H187V249H186ZM210 251H212V249L210 250ZM26 252H27V250H26ZM72 252V251H71ZM79 252V251H78ZM133 252V251H132ZM131 252V253H132ZM155 252V251H154ZM179 252V251H178ZM177 252V253H178ZM182 252V251H181ZM215 252V251H214ZM213 252V253H214ZM249 252H253L252 253V257H251V254H248ZM74 253V252H73ZM194 253V252H193ZM212 253V252H211ZM223 253V252H222ZM228 253H229V255H228ZM68 254V253H67ZM66 254V255H67ZM87 254V253H86ZM231 254V255H232ZM244 254V255H243ZM248 254V256L249 257H245V255H247ZM75 255V254H74ZM106 255H107V253H106ZM131 255V254H130ZM178 255V254H177ZM61 256V255H60ZM84 256V255H83ZM132 256V255H131ZM145 256V255H144ZM143 255H142V259H144L145 257H144ZM176 256V255H175ZM179 256V255H178ZM177 256V258H178V260H179V257ZM215 256V255H214ZM217 256V255H216ZM55 257V256H54ZM69 257V256H68ZM75 257V256H74ZM133 257H134V259L136 260V258H135V256L133 255ZM137 257H138V255H137ZM199 257V256H198ZM208 257V256H207ZM220 257V256H219ZM226 257V258H227ZM240 257V258H239ZM58 258V257H57ZM65 258H66V256H65ZM132 258V257H131ZM174 258V257H173ZM193 258H194V256H193ZM218 258V257H217ZM244 258H245V260H244ZM251 258V259H250ZM44 259V258H43ZM60 259V258H59ZM98 259V258H97ZM109 259V258H108ZM130 259V258H129ZM134 259H132V264L135 262H133V260ZM138 259V258H137ZM201 259V258H200ZM205 259V258H204ZM215 259V258H214ZM247 259V260H246ZM260 259H262V258H260ZM259 259V260H260ZM20 260V259H19ZM151 260V259H150ZM149 260V261H150ZM161 260V259H160ZM160 260H158V261H160ZM11 261V260H10ZM14 261V260H13ZM39 261V260H38ZM61 261V260H60ZM71 261L73 262V257H72V259H71ZM75 261V260H74ZM142 261V260H141ZM200 261V260H199ZM202 261V260H201ZM224 261V260H223ZM45 262V261H44ZM131 262V259H130V261H129V263ZM156 262H157V260H156ZM161 262V261H160ZM203 262V261H202ZM201 262V263H202ZM225 262V263H226ZM258 262V261H257ZM264 262V261H263ZM74 263V262H73ZM137 263V262H136ZM162 263V262H161ZM178 263V262H177ZM260 263V262H259ZM16 264V263H15ZM35 264V263H34ZM39 264V263H38ZM47 264V263H46ZM49 264V263H48ZM79 264V263H78ZM157 264H158V262H157ZM164 264V263H163ZM205 264V263H204ZM220 264V263H219ZM253 264H255L254 262H253Z\"/></svg>",
    "mask_w": 264,
    "mask_h": 264
}]
</instances>
